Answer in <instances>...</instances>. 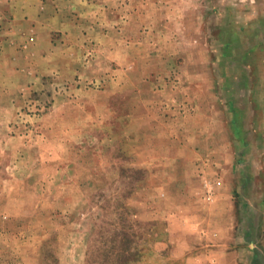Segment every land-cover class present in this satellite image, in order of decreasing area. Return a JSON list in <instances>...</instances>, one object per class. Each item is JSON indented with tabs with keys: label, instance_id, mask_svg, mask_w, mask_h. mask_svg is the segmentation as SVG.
Listing matches in <instances>:
<instances>
[{
	"label": "rangeland",
	"instance_id": "1",
	"mask_svg": "<svg viewBox=\"0 0 264 264\" xmlns=\"http://www.w3.org/2000/svg\"><path fill=\"white\" fill-rule=\"evenodd\" d=\"M120 1L0 61V264H264V0Z\"/></svg>",
	"mask_w": 264,
	"mask_h": 264
},
{
	"label": "crops",
	"instance_id": "2",
	"mask_svg": "<svg viewBox=\"0 0 264 264\" xmlns=\"http://www.w3.org/2000/svg\"><path fill=\"white\" fill-rule=\"evenodd\" d=\"M119 6V0H0V61L52 74L60 60L69 59L63 47L75 43L83 22Z\"/></svg>",
	"mask_w": 264,
	"mask_h": 264
}]
</instances>
